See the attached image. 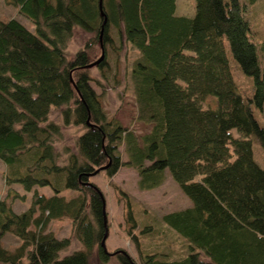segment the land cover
Listing matches in <instances>:
<instances>
[{
    "label": "trees",
    "instance_id": "trees-1",
    "mask_svg": "<svg viewBox=\"0 0 264 264\" xmlns=\"http://www.w3.org/2000/svg\"><path fill=\"white\" fill-rule=\"evenodd\" d=\"M6 1L35 30L16 16L0 18L3 179L7 194L21 184L25 192L12 196H31L21 212L0 198V264H90L95 246L102 264L113 256L118 264H264V39L257 42L247 16L258 0H196L193 16L177 14L178 0ZM76 28L90 37L72 55ZM118 42L128 44L131 61L125 92L135 98L136 118L151 125L142 136L109 115L105 91L91 84L104 86L94 67L109 79L108 52L118 58ZM102 48L104 59L93 64ZM53 108L63 125L83 128L76 152L64 148V162ZM122 166L137 170L142 189L159 186L169 171L190 198V206L162 217L185 254L141 246L142 232L152 230L153 240L159 229L152 218L139 224L125 191L127 231L140 257L102 245L106 203L92 176L112 177ZM44 186L51 194L39 192ZM62 218L83 245L66 255L71 237L49 228ZM6 234L14 248L4 244Z\"/></svg>",
    "mask_w": 264,
    "mask_h": 264
},
{
    "label": "rangeland",
    "instance_id": "rangeland-1",
    "mask_svg": "<svg viewBox=\"0 0 264 264\" xmlns=\"http://www.w3.org/2000/svg\"><path fill=\"white\" fill-rule=\"evenodd\" d=\"M196 13V0H178L177 1V14L193 16ZM6 16H16L26 26L35 30V24L28 17L18 13L15 6L6 0H0V18ZM247 16L250 19L251 25L257 30L256 38L257 42L264 39V0H258L247 12ZM90 37V33L81 28H76L73 37L69 41L67 51L70 54H74L79 48H81L85 41ZM121 45V48H120ZM116 47L121 49V54L117 58V52L110 50L108 57L113 68L112 72L108 73L109 79H103L101 71L98 67L92 68V75L96 79L103 82L104 86L97 83L96 80L92 81V86L98 93L105 91L102 94V105L110 116H114L124 126H127L136 131L139 136H142L150 131L151 125L139 121L137 117V106L135 98L125 92V73L128 64H131L128 59V44L122 45L119 42ZM240 72V71H239ZM242 72V71H241ZM242 75L244 80L245 74ZM236 73V78H237ZM251 79V77H248ZM249 80V79H248ZM250 81V80H249ZM242 83L241 86H244ZM50 119L62 124V119L59 110L53 108L50 113ZM63 136L60 141L56 143V148L61 152V162L66 160L67 154L65 147H68L72 151L76 152V138L83 131L80 125H63ZM259 147L258 145H256ZM123 158L126 160L127 155L124 152V146L120 147ZM257 151V149H256ZM264 164V161H261ZM6 169L5 164L0 160V198H5L16 212H21L26 209L31 203V196L26 193L25 198H14L13 193H23L21 184H12V189L7 194L8 187L4 183L3 172ZM92 181L95 182L105 197L106 212H107V229L108 235L106 238V246L109 250H115L116 248L125 249L132 256L139 259L140 255L138 249L129 236L126 222L127 206L126 195L133 199L134 211L138 218L139 224H147L148 219L156 220L155 224L158 227V232L154 234V239L149 237L152 234V230H146L141 233V246L146 249H158L169 251L172 248L173 256H181L186 253V247L181 240V236L178 237L172 229H170L162 220V217L172 211L186 208L192 204L190 198L183 192L179 184L174 180L169 171L166 173V178L162 184L151 189H142L139 187V175L137 170L131 166H122L119 171L112 177L108 176L104 171H98L92 176ZM39 192L51 194L52 190L48 186L37 187ZM16 190V191H15ZM66 196L72 195L71 190H64L62 192ZM154 218V219H153ZM49 228L56 234L57 237H71L70 245L61 252V254H70L75 250L82 249L83 245L81 241L74 235L72 231L71 220L68 218L56 219L50 222ZM138 231V230H137ZM171 247H166L168 243ZM160 243L162 245H160ZM4 244L10 248H14L17 244V240L12 236L6 234L4 236ZM90 264H102L98 254V247L95 246L90 255ZM105 264H118L116 258L113 256Z\"/></svg>",
    "mask_w": 264,
    "mask_h": 264
},
{
    "label": "water",
    "instance_id": "water-1",
    "mask_svg": "<svg viewBox=\"0 0 264 264\" xmlns=\"http://www.w3.org/2000/svg\"><path fill=\"white\" fill-rule=\"evenodd\" d=\"M105 21H106V19H105ZM105 21H104V22H105ZM104 57H105V51H104L103 48H102L101 56H100L99 59H97L93 64H97V63H99L100 61H102V60L104 59ZM105 223H106V221H105ZM107 235H108V229L106 230L105 236H104V238H103V240H102V245L105 247L106 250H107V248H106V244H105V242H106Z\"/></svg>",
    "mask_w": 264,
    "mask_h": 264
}]
</instances>
